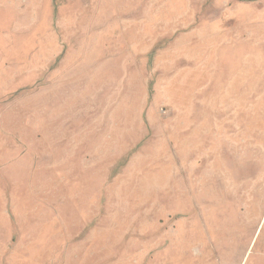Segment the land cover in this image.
<instances>
[{
    "label": "rangeland",
    "instance_id": "obj_1",
    "mask_svg": "<svg viewBox=\"0 0 264 264\" xmlns=\"http://www.w3.org/2000/svg\"><path fill=\"white\" fill-rule=\"evenodd\" d=\"M263 212L264 0H0V264H264Z\"/></svg>",
    "mask_w": 264,
    "mask_h": 264
},
{
    "label": "crops",
    "instance_id": "obj_2",
    "mask_svg": "<svg viewBox=\"0 0 264 264\" xmlns=\"http://www.w3.org/2000/svg\"><path fill=\"white\" fill-rule=\"evenodd\" d=\"M263 220H264V212H263V214H262L261 217H260V223H259L260 226H262L261 224H262ZM263 224H264V222H263ZM259 225H258V226H259ZM259 228H261V227H259ZM259 228H258V229H259ZM258 232H259V231H258ZM258 232H257V233H258ZM255 237H256V235H255ZM251 245H252V244H251ZM251 245H250V247H251ZM246 256H247V255H246Z\"/></svg>",
    "mask_w": 264,
    "mask_h": 264
}]
</instances>
